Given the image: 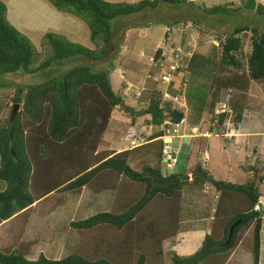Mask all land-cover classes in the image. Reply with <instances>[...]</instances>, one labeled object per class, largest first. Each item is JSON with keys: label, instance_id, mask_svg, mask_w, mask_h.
Returning a JSON list of instances; mask_svg holds the SVG:
<instances>
[{"label": "trees", "instance_id": "1", "mask_svg": "<svg viewBox=\"0 0 264 264\" xmlns=\"http://www.w3.org/2000/svg\"><path fill=\"white\" fill-rule=\"evenodd\" d=\"M46 1L56 10L83 22L89 29L94 47L48 30L44 34L48 41V56L41 61V54L30 37L11 23L7 16L8 6L0 0V77L17 72L32 75L49 69L54 63L75 58L85 61L84 64L74 61L75 65L62 75L53 74L42 81L25 84L11 98L12 111L0 122V181L5 183L4 189H0V225L21 215L28 218L35 202L55 191H80L107 171L142 184L144 191L142 195L131 196L128 200H121L118 191L115 198L118 209L71 221L72 228L87 231L90 237L87 236L86 241L83 240L67 256L49 258L39 253L36 259L31 260L27 258V252L17 245L0 246V264H232L228 262L229 256L245 230L249 235L245 237V242L242 241L243 246L251 253L252 264H260L264 213L257 211L255 206L261 201L260 187L264 185V175L259 174L261 169L257 166L258 162L254 161L247 167L256 173L255 179L243 184L214 178L203 168L201 159L192 170L194 177L189 179L186 169L167 171L168 166L163 162L168 159H165L167 153L162 142L165 135L163 130L152 134L145 144L121 151L100 150L115 107L124 105L135 113V108L127 106L124 98L114 90L110 76L114 68L112 60L118 56L120 44L112 56L111 46L115 45L116 40L120 42L122 31L133 29L135 25L121 18L143 13L147 9H157L161 3L182 4L190 1L197 4L198 1ZM232 5L229 4L230 8L222 4L205 6L204 12L230 16L234 9ZM245 6L255 14L264 16L263 2L245 0ZM248 32L251 50L246 54L243 38ZM220 45L222 57L217 63L220 73L217 81L221 82L224 92L231 91L234 97L245 96L253 82L264 83L263 28L236 26L224 36ZM162 56L163 49L160 47L153 59L157 62L163 59ZM104 61H109L108 66L103 65ZM196 61L194 55L190 66ZM180 70L183 68L177 71ZM9 84L14 85L13 81ZM22 89L25 90L24 94ZM208 94L203 88L188 91V102L184 107L178 102L164 101L162 91L158 89L150 97L147 111L151 117L147 122L151 126L163 124L170 128L183 118L198 123L203 113L211 115L207 120L211 122L217 117L214 114L216 100L209 99ZM234 97H231V100L234 99L231 106L235 119L240 122L244 108L236 107L237 97ZM191 104L196 111L192 115L188 114ZM4 107L9 110V102ZM224 118L225 114H222L219 119L223 121ZM205 132L214 135V127H208ZM144 145L158 146L157 156L161 162L156 166L144 163L142 169L138 170L132 167L130 158ZM189 189H196L197 194L210 193L216 197L210 230L195 253L187 256L174 253L171 262L167 263L168 251L164 245L166 241L176 239L184 227L185 215L183 218L181 215L187 208L182 207L181 203H186L185 192ZM156 197L176 198L178 204L165 233L160 232L163 227L151 210ZM232 226L233 234L226 244ZM97 227L114 228L115 242L106 241L103 235L96 234Z\"/></svg>", "mask_w": 264, "mask_h": 264}, {"label": "rangeland", "instance_id": "2", "mask_svg": "<svg viewBox=\"0 0 264 264\" xmlns=\"http://www.w3.org/2000/svg\"><path fill=\"white\" fill-rule=\"evenodd\" d=\"M108 1L137 3L141 0ZM197 1V4H192L190 1L182 4L161 3L157 9H147L143 13L128 15L121 18L129 24L134 23L135 25L133 29L130 28L126 32L122 31V37L119 39L120 42L116 40L115 45L111 46L112 56L114 50L120 44L119 54L112 60L114 68L111 70L110 76L114 90L124 98L127 106L135 108V113L125 108L124 105L115 107L112 112V119L102 140L100 150L112 149L121 151L130 146L145 144L147 141H150L149 138L152 134L160 130H163L165 133L162 141L163 144L166 142L171 145L173 140L170 137H172L174 132L173 127L168 128L163 124L160 126H151L147 122L151 117L147 111L150 97L158 89L162 91L163 95L166 88V91L170 92L172 96L178 94L177 90L179 88L181 90L185 89L183 95L187 97L188 91L193 92L194 89L203 88L204 91L209 93V99L216 100L214 109L216 110V108H218L219 102L223 99L224 92L223 89H221V82L217 81V77L220 75L217 70V63L222 57L220 42L224 39L225 35L223 34L224 29L218 31L209 29L216 25H223L225 28H228L227 34H230L233 29L239 25H252L264 29V16H259L255 14L254 11L248 9L245 6V0H241L239 3V0H237L236 3H225L230 0ZM259 1L264 3V0ZM222 2L224 4H222ZM220 4L224 6L227 5L229 8V4H233L231 6L234 8L232 9V15H210L204 12L205 6L210 7ZM7 5L8 18L10 16L13 17H10V19L18 24V29L22 30L30 37L36 50L41 54V61L45 60L48 56V41L44 38V34L48 30L65 34L69 39L80 42L90 48L94 47L90 41L88 27L71 15L66 14L69 19L66 18L64 20L59 18V20H53L51 24V18H45L44 15L38 14V18H42L39 22L43 23V25H37L36 28L39 30L34 31L29 30L28 23L21 21L18 16L11 12L10 4ZM32 10H35L34 3H32L30 7V11ZM34 13V11L31 12L30 16H35ZM62 14L65 13L62 12ZM218 17L225 19L220 20ZM179 22L181 24H178ZM168 26L170 29L167 31ZM43 27L48 29L43 30ZM197 27L202 28L203 31L199 32L197 29L195 32L192 31L193 28ZM33 28L35 29V27ZM171 29H173V32ZM247 34L248 35L243 38L246 54L251 50L250 32ZM160 47L163 49V59L156 62L153 57L157 48ZM177 47H180L185 52L191 53L192 57L195 55L197 61L190 66L191 59H188V61L184 63L186 67H184L183 70L174 72V81L172 80L170 85H163L161 84L160 77L164 71L172 67V52ZM74 61L82 64L85 62L75 58L64 61V63H54L49 69L38 71L32 75L17 72L0 77V83L4 85L0 84V122L10 115L13 106L11 98L19 90V87L25 84L42 81L53 74L62 75L75 65ZM108 62L104 61L103 65L108 66ZM3 81L7 82L4 84L2 83ZM12 81L14 85L9 84ZM24 91L25 90L22 89V94L25 93ZM262 97H264V83L253 82L250 96L247 97L248 102L246 99L247 104H249V109H251L250 115L247 113V116H250L253 125L258 122L261 126H264V100L261 99ZM242 98L241 95H239V97L237 95V100L235 101L241 103ZM232 101L234 102V99ZM6 102L11 104L9 110H6L4 107ZM162 104L165 105L164 102ZM20 106L19 104V108ZM189 107L188 114H194L196 111L193 105L191 104ZM233 112L234 115L232 114L230 121L234 126H237L238 122L234 117L235 111ZM208 116H206V119L201 124L202 132L208 127L207 120H209L211 115L208 114ZM133 119L134 122H131ZM256 119H260V121H256ZM241 127L244 126L241 125ZM188 134L194 135L193 129H191V132H188ZM206 134L208 133H204L203 135ZM206 136L210 135L208 134ZM235 137L240 139V134H237ZM254 140L255 139H252V142H255ZM215 141L218 143L225 142L223 138H217ZM169 145H167V148L169 147L168 149H170ZM240 146L243 154L248 152V156L245 155V160L242 162L246 168L250 164L249 157L254 156L251 150L253 149V145L250 142L245 143L240 140ZM231 147L233 149L232 152L235 153L236 147L233 145ZM157 150L158 146L156 145H144L130 158L132 167L139 170L142 169L144 163L151 166L159 164L161 161L157 156ZM259 150L260 154L258 157L262 158V160L259 161L257 166L261 169L262 162H264V137ZM197 154L198 151L195 152V154L189 153L190 163L193 161L192 164L189 165L190 168L193 164L196 165L199 159L203 162V168H206L208 164L206 163L205 157H207L208 153L204 150V153L201 155L202 158L197 157ZM214 154L215 153H213L211 158V164L214 162ZM243 156L244 155L240 158L243 159ZM163 162L164 165L168 166L166 168L167 171H176L174 167L177 161L175 163L174 161L169 163L164 160ZM180 164L181 161L178 162V165ZM195 165H193L192 168H194ZM233 166L234 167L229 169L232 173L231 178L228 176L223 177L219 174L215 178L218 180H229L239 184L246 182L243 176L236 175L235 172L238 169L236 163H234ZM190 168L186 170L190 176L189 179H192L194 176L193 171L192 174L189 173V170H191ZM239 168L241 169V167ZM244 172L247 173L249 177L253 175V171H248V169ZM253 176L255 178V174ZM4 187L5 183L0 181V189H4ZM260 190L262 198L264 199V185L260 187ZM118 191L121 193V200H128L131 196L142 195L144 186L129 180L125 176L107 171L95 177L90 184L83 187L80 191H55L35 202L28 218L21 215L13 219L11 223H8V225L0 231V246L7 247L17 245L21 250L31 254L28 256L31 260L36 259L39 253H44L49 258L65 257L74 252L78 246L84 242L83 240L86 241L88 236L87 231L81 232L72 228L70 222L87 218L97 212L118 209V202L115 199ZM205 194H197L196 189L190 191L186 190L185 196L187 201L186 203L182 201L181 205L187 209L185 213L184 211L182 212L181 218L185 215L184 228L187 226L189 230H186L184 235L190 238L193 233L197 232L196 228L199 229L200 234L197 233L196 236L190 240H187L186 237H181L180 234L177 236V244L176 241H173V238L170 239V242L166 243L168 251L167 263L171 262V255L174 253L187 256L195 253L202 246L200 237L203 236L204 238L205 232L210 230L211 215L215 210L214 202L216 203L215 197H212L210 193ZM262 202L264 201L262 200ZM176 204V198L172 199L166 197H156V200L151 204V210L158 219L156 221L159 224L161 223L163 227L162 230L160 229L161 233L168 231V226L171 223L170 221L174 218L172 212L177 209L178 204ZM262 209L264 212V207H262ZM95 230V233L101 236L103 235L106 241L112 242L116 237L114 228L97 227ZM248 235V230L242 232L239 244L232 251L228 262L232 264H252L251 253L243 246L245 237ZM142 242L145 244L144 241ZM173 246H175V248Z\"/></svg>", "mask_w": 264, "mask_h": 264}, {"label": "crops", "instance_id": "3", "mask_svg": "<svg viewBox=\"0 0 264 264\" xmlns=\"http://www.w3.org/2000/svg\"><path fill=\"white\" fill-rule=\"evenodd\" d=\"M3 1H5L6 4H10L11 12L14 15L18 16L21 21L28 23L29 30H34V31L39 30L36 28V26L37 25H43V23L39 22V20H41L42 18H38V14L44 15L45 18H51V20H50L51 24H52L53 20H59V18L65 20L66 18H68V16L66 14H62V12L56 10L46 0H3ZM194 1H197V0H194ZM230 2L236 3L237 0H230V1L225 2V3H230ZM239 2H241V0H239L238 3ZM32 3H34L35 10L30 11V7H31ZM222 4H224V3L222 2ZM33 11L35 12L34 13L35 16H30L31 12H33ZM10 17H9V20L11 21V23H13L17 28H19L18 24H16L12 19H10ZM11 18H13V17H11ZM218 19L221 20V19H225V18L218 17ZM178 24H181V23L179 22ZM33 27H35V29ZM47 29L48 28L43 27V30H47ZM196 29L199 32L203 31L202 28H198V27L193 28L192 31L195 32ZM214 29L216 31L224 29L223 34L227 35L226 32H227L228 28H225L223 25H220V26L216 25L214 27H211L209 30H214ZM252 85H253V83H252ZM250 91L248 92V94L246 96H242L243 98H242L241 103L236 102V105H237L236 107L238 109H240V107L244 108L242 121L237 126L238 131L241 133L239 140L244 141L245 143L250 142L253 145V149H251V150H252L254 156L249 157V163H250L249 165L253 164V161L255 159L259 160V161L262 160V158L258 157V155L260 154L259 147H261V143H263V137H264V126H261V124L258 122L254 123V125H253L250 116H247V113H249V115L251 113V109H249V104H247V102H248L247 97L250 96ZM235 97H237V95ZM238 97H239V95H238ZM246 99H247V102H246ZM261 99L264 100V97H262ZM9 105H11V104L9 103ZM2 117H3V115H2ZM205 119H206V115L204 113L202 114L201 121L198 123H195V122L190 121L188 119L185 123V128L180 131V134L170 137L173 140L171 145H169L170 143L164 142V145L166 147H167V145H169L170 149L173 148L172 150L177 152L178 162L181 161L180 165H178V162L175 163L174 168L176 169V171L179 172V171H182L183 169L190 168L189 165H191L193 161H191V163H190L189 153L195 154V152L198 151L197 155L200 157V155L203 154L204 150H205L208 153L207 154L208 166L205 169L208 170L213 175L214 178L218 174L223 176V177L228 176L229 178H231L232 173L229 169H231V167H234L233 164L236 163V165L238 167V169L235 172L236 175L243 176L245 181L252 179L253 175L249 177L248 174L244 172L248 168L247 167L245 168V165L242 163L245 160V155L248 156V152L243 154L242 149H235L237 152V154H236V152L235 153L232 152L233 149L231 146L233 144L229 145L228 143L226 144L225 142H222V143L216 142L215 140L217 138H223L222 135H215V134L210 135V136L201 135L202 133H204L206 131V130H204L203 132L201 131L202 130L201 124ZM256 121H260V119H256ZM241 125L244 127H241ZM196 128L199 129L197 132V135L188 134V132H191V129H193V132H194V130ZM248 139H250L251 141ZM252 139H255L254 140L255 142H252ZM224 141H225V139H224ZM132 147H134V146H130L128 148H132ZM128 148H124V149H128ZM213 153H215L214 154V162L211 164V158H212ZM183 155L185 156L184 158H183ZM242 155H244L243 159L240 158ZM193 165H195V164H193ZM193 165H192V167H193ZM192 167L190 168L191 170H189L190 171L189 173H191V174H192V170H193ZM239 167H241V169ZM249 170L250 169H248V171ZM249 174H250V172H249ZM253 174H254V172H253ZM204 192H206V190ZM215 199H216V197H215ZM261 200L264 201V199L262 197H261ZM263 203L264 202H262V205H263ZM214 205H215V202H214ZM263 207H264V205H263ZM212 216H213V214L211 215V219H212ZM13 219H11L10 221H7V222L6 221L3 222L0 225V231L3 230L4 227L6 225H8V223H11V221ZM186 225H187V220H186ZM196 229H197V232L193 233L190 238H188V236L184 235V232L186 230H189L187 228V226L185 228L183 227L182 231L177 236H179L181 234L180 235L181 237H186L187 240H190L193 237H195L197 233L200 234L199 229L198 228H196ZM206 233L207 232H205V234ZM205 234H204V237H205ZM200 238L203 242V239H204L203 236ZM177 240H178V238L173 239V241H176V244L178 243ZM167 242H170V240L165 242V245H164L165 250H167V248H166ZM175 246H173V247L175 248ZM263 247H264V221H263V229L261 231V256H260V262H259L260 264H264L263 263L264 262ZM29 255H31V254L27 253V258Z\"/></svg>", "mask_w": 264, "mask_h": 264}, {"label": "built area", "instance_id": "4", "mask_svg": "<svg viewBox=\"0 0 264 264\" xmlns=\"http://www.w3.org/2000/svg\"><path fill=\"white\" fill-rule=\"evenodd\" d=\"M172 55H173V66L169 70L164 71L160 77L161 84L163 85L164 84L170 85V83L173 80L174 71L178 70L179 68L183 66L185 58H190L192 56L191 53L185 52L179 47L173 51ZM183 92H184V89L181 90L179 88L178 94L172 96L171 93L166 91V88H165L164 93H163V98L165 101H173L174 103L178 102L181 106L185 107L186 101H185ZM231 96H232V93L227 94L225 100L221 103L220 107L216 109L215 114L219 115L221 113L229 111L228 102L231 99ZM184 124H185V118L181 119V121L173 127V131H174L173 133H178L179 130L184 126ZM228 124L230 123L224 122V124L221 125L218 119H214L212 122H210V126L214 127L216 134L219 133V131L223 128V126L227 127ZM225 135L230 138L232 136V131H226ZM172 160L175 163L177 161V158H173ZM263 167H264V164H263ZM255 209L259 210L260 206L257 205Z\"/></svg>", "mask_w": 264, "mask_h": 264}, {"label": "clouds", "instance_id": "5", "mask_svg": "<svg viewBox=\"0 0 264 264\" xmlns=\"http://www.w3.org/2000/svg\"><path fill=\"white\" fill-rule=\"evenodd\" d=\"M194 1V0H193ZM211 7V6H210ZM168 30V29H167ZM171 31L173 32V29H171ZM178 48V47H177ZM176 48V49H177ZM180 48V47H179ZM175 50V49H174ZM173 50V51H174ZM173 53V52H172ZM164 54H165V52H164ZM172 57H173V55H172ZM192 58V56L190 57V58H185V60H184V63L185 62H187L188 61V59H191ZM171 63H172V66H173V58H172V60H171ZM183 63V66L181 67V68H184V67H186V65ZM164 64V63H163ZM162 64V65H163ZM180 69V68H179ZM169 70V69H168ZM177 71V70H176ZM175 72V71H174ZM174 74V73H173ZM173 78H175V75L173 76ZM174 81V80H173ZM185 90V89H184ZM178 91V90H177ZM228 93H232L231 91H225L224 92V96H223V99L219 102V106H218V108L220 107V105H221V103L225 100V98H226V96H227V94ZM247 95V94H246ZM245 95V96H246ZM231 97H234V94L232 93V96ZM162 99L164 100V98H163V95H162ZM232 99V98H231ZM229 100V102H228V106H229V111H226V112H224V113H221V114H219V115H217V117L215 118V119H218V121H219V123L221 124V125H223L224 124V122H227V123H230V124H228L227 125V127L226 126H223V128L219 131V133H215V135H222L223 136V138L225 139V143L227 144H229V145H232L233 144V146H235L236 147V149H240L241 148V146H240V140L239 139H237L235 136L237 135V134H240L241 135V133L238 131V128H237V126H238V124L242 121V119H241V121L240 122H238L237 123V126H234L232 123H231V121H230V118L232 117V114L234 115V110L232 109V106H231V102H232V100ZM165 101V100H164ZM185 101H186V103H187V97H185ZM218 108H216V109H218ZM215 109H214V114H215ZM222 114H225V118L223 119V121H220V115H222ZM242 118H243V115H242ZM213 121V120H212ZM211 121V122H212ZM185 122H186V120H185ZM208 127H210V122H208ZM207 127V128H208ZM185 128V124H184V126L179 130V132L178 133H173V135L172 136H175L176 134L177 135H179L180 134V131L181 130H183ZM198 130L199 129H195L194 130V132H193V134L194 135H197V132H198ZM226 131H232V136L229 138L228 136H226L225 135V133H226ZM204 133H207V132H204ZM204 133H202V134H204ZM201 134V133H200ZM201 134V135H202ZM206 135H208V134H206ZM209 135H211L210 133H209ZM165 151H166V153H167V156L165 157V159H167L168 160V162L169 163H171L173 160V158H177V162H178V156H177V152H175V151H173L172 149H168L166 146H165ZM173 154V155H172ZM184 154V153H183ZM170 155V156H169ZM205 159L206 160H208V156L207 157H205ZM166 160V161H167ZM256 160V159H255ZM254 160V161H255ZM253 161V162H254ZM255 162H258V164H259V160H256ZM263 164H264V162H262V165H261V171L259 172V174L260 175H264V167H263ZM252 171V170H251ZM254 172V171H253ZM255 174V177H256V173H254ZM253 174V175H254ZM252 179H255L254 178V176H253V178ZM248 181V180H247ZM207 191V190H206ZM258 206H260V209L259 210H257V211H260V212H263V209H262V207H263V205H262V200L257 204ZM256 205V206H257ZM255 206V207H256ZM264 213V212H263Z\"/></svg>", "mask_w": 264, "mask_h": 264}, {"label": "water", "instance_id": "6", "mask_svg": "<svg viewBox=\"0 0 264 264\" xmlns=\"http://www.w3.org/2000/svg\"><path fill=\"white\" fill-rule=\"evenodd\" d=\"M15 108H17V105L15 106ZM233 229H234V226H232V227H231V229H230V236H229V238H228V240H227L226 244H228V243H229V241H230V239H231V237H232V234H233Z\"/></svg>", "mask_w": 264, "mask_h": 264}]
</instances>
